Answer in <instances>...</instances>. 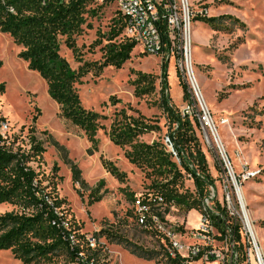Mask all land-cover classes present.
Here are the masks:
<instances>
[{"label": "rangeland", "instance_id": "obj_1", "mask_svg": "<svg viewBox=\"0 0 264 264\" xmlns=\"http://www.w3.org/2000/svg\"><path fill=\"white\" fill-rule=\"evenodd\" d=\"M188 1L195 13L194 19L202 22L196 33L191 25L192 69L216 134L235 172L264 256V0ZM208 17L216 19L202 21ZM125 37L113 4L86 0L79 26L72 35L76 51L67 48L61 38L59 53L71 68L78 69L84 62L101 60L105 51ZM21 50L9 34L0 32V82L4 84V92L0 94V116L4 117L1 133L10 140L17 137L14 148L20 146L23 150L29 148V134L42 142L45 151L30 165L39 172L47 191L62 200L61 209L72 234L82 245L86 241L91 249L95 248L96 264H169L162 252L163 237L155 238L152 228L141 224L135 216V200L154 192L149 185L155 175L149 169L131 164L125 157L129 147L115 145L108 132L113 121L124 118L122 114L134 118L141 115L152 129L141 135L139 141L163 144L164 136L171 131L161 107L163 64L167 62L168 87L164 94L170 98L169 103L179 111L187 104L194 107L190 94L186 101L182 100L177 74L184 83L186 80L175 58L145 54L135 44L120 68L107 66L99 74L91 71L80 79L77 90L81 105L104 116L99 118L102 127L95 135L97 150L88 154L91 143L84 132L60 116V107L48 95L44 79L28 69L27 63L19 57ZM111 96L118 101L112 104ZM195 108H199L196 101ZM30 127L33 132H29ZM194 129L213 180V199L220 207H226L230 200V206L241 214L216 144L213 140L205 141L199 122L198 129ZM50 137L65 151L52 145ZM65 156L80 169L86 186L73 183ZM101 158L124 174L122 180L104 168ZM246 171L259 172L243 179ZM176 186L184 197L178 199L179 203L172 200L168 208L162 210V222L163 228L172 230L178 239L180 231L196 226L199 212L187 209L194 197L191 179L183 176L177 179ZM94 189L97 192L93 196L99 199L92 201ZM208 206L211 211L220 213L213 202ZM13 209L9 204H0V213ZM102 226L117 229L130 246L124 248L123 244L104 237L96 244L93 234ZM183 241L188 242L179 240ZM58 251L47 264H74L65 250ZM180 252L186 254V250ZM0 264L22 263L9 250H0Z\"/></svg>", "mask_w": 264, "mask_h": 264}, {"label": "trees", "instance_id": "obj_2", "mask_svg": "<svg viewBox=\"0 0 264 264\" xmlns=\"http://www.w3.org/2000/svg\"><path fill=\"white\" fill-rule=\"evenodd\" d=\"M85 1L0 0V32L9 34L13 42L22 47L19 57L27 63L28 69L36 71L44 79L48 95L60 107V116L84 132L91 143L87 153L92 154L97 150L96 132L102 127L99 118L104 116L81 105L77 84L91 71L99 74L107 66L120 68L130 57L136 43L125 37L105 51L101 60L84 62L78 69L71 68L67 59L59 53L60 41L64 38L66 47L72 52L76 51L72 35L79 26L81 8ZM117 14L123 29L122 18L118 12ZM215 19L208 17L201 20L212 22ZM166 67L167 62L163 64L161 72V107L171 128L168 135L172 139L179 162L165 152L163 144L160 146L139 141L141 135L152 129L141 115L134 118L122 114L124 118L113 121L108 132L110 141L115 145L129 147L125 151V157L131 164L149 169L155 175L149 185L154 192L143 195L139 200L148 207L144 214V224L152 228L153 236L157 239H164V236L153 226L150 216L155 215L163 221L162 210L168 208L172 200L176 199L179 203L181 200L178 199L184 197L178 192L177 179L183 176L191 179L194 197L187 209H194L199 213L203 212L202 200L208 196L209 185L213 182L194 132V128L198 129L197 119L194 116H182L164 94V89L168 87ZM140 76L144 78V75ZM177 77L182 88V100L186 101L189 97L187 84L182 81L179 73ZM3 92L4 84L0 82V94ZM135 95H139L137 89ZM109 100L112 104L118 101L114 96ZM3 121L4 117L0 116V127ZM29 132H33V127L29 128ZM16 139L17 137L10 140L0 131V204L14 207L11 211L0 213V250H9L22 264L51 263L58 250L62 249L74 264H96L98 258L95 248L91 249L86 241L82 245L75 234H72L71 226L61 209L62 200L47 191L39 172L30 165V162L38 160L45 151L42 142L35 135L29 134V148L23 150L20 146L14 148ZM50 142L65 151L52 137ZM64 161L70 165L73 183L86 186L77 165L67 156ZM101 162L110 174L122 180L124 174L118 172L110 161L101 158ZM96 192L97 189H94L91 194L92 201L99 199L98 196H93ZM212 202L220 213L227 215L225 207H220L216 199H212ZM135 216L137 220L141 218L136 207ZM234 230L237 232V229ZM93 235L96 244L99 238L104 237L110 242L123 244L124 248L130 246L114 228L102 226ZM166 244L167 241L164 240L162 252ZM169 264L179 263L169 261Z\"/></svg>", "mask_w": 264, "mask_h": 264}, {"label": "built area", "instance_id": "obj_3", "mask_svg": "<svg viewBox=\"0 0 264 264\" xmlns=\"http://www.w3.org/2000/svg\"><path fill=\"white\" fill-rule=\"evenodd\" d=\"M45 0H43L44 2ZM99 3H111L122 18L123 31L130 40L141 47L145 54L153 56L174 57L180 71L184 73L188 92L194 107L186 105L180 111L182 116L195 117L203 131V137L208 143L205 130L210 131L212 140L216 144L221 164L227 175L226 179L233 189V193L240 207L237 196L238 184L235 172L225 150L216 134L210 113L204 104L195 77L191 60V25L195 13L188 0H97ZM195 98V100H194ZM195 101L199 105L195 108ZM195 108V111H194ZM213 125V123H212ZM208 131V132H209ZM215 133V134H214ZM166 153L177 163L178 154L172 139L167 134L163 138ZM259 171H246L243 179L254 176ZM214 197L213 187L209 186L208 196L202 200L203 212L197 217L196 226L180 231L176 239L172 230H165L164 223L155 215H151L153 226L163 234L167 241L164 257L168 261H178L179 264H264V256L259 246L252 221L247 216L230 206V200L225 207L227 215L214 212L208 206ZM160 201V198H159ZM139 219L144 224V214L148 207L135 200ZM241 209V207H240ZM234 229H237L235 232ZM185 239L188 242H179ZM181 250H186L182 255Z\"/></svg>", "mask_w": 264, "mask_h": 264}, {"label": "bare ground", "instance_id": "obj_4", "mask_svg": "<svg viewBox=\"0 0 264 264\" xmlns=\"http://www.w3.org/2000/svg\"><path fill=\"white\" fill-rule=\"evenodd\" d=\"M193 75H194L195 80H196V83H197V85H198V81H197V79H196V76H195L194 71H193ZM199 89H200V88H199ZM200 92H201V89H200ZM201 96H202V93H201ZM202 100H203V97H202ZM203 102H204V104L206 105V103H205L204 100H203ZM209 123H210V126L213 128V125H212V123H211L210 120H209ZM208 131H209V130H208ZM208 131L205 130V136H206L207 141L210 142V141H212V136H211L210 131H209V132H208ZM214 134H215V133H214ZM237 196H238V198H239V200H240L241 211L243 212L244 215L247 216L248 220L251 221V218L248 216V214H250V211H249V210L247 209V207H246L247 205H246V203H245V201H244L243 194H242V191H241L240 188H238ZM247 212H248V214H247ZM250 216H251V215H250ZM252 227H253V225H252ZM253 230H254V228H253ZM254 233H255V231H254Z\"/></svg>", "mask_w": 264, "mask_h": 264}, {"label": "crops", "instance_id": "obj_5", "mask_svg": "<svg viewBox=\"0 0 264 264\" xmlns=\"http://www.w3.org/2000/svg\"><path fill=\"white\" fill-rule=\"evenodd\" d=\"M194 24H192V29L194 30V33H196V31L198 32V27L200 28L201 26H198V25H202V22H200V21H198V20H195L194 22H193ZM199 34L197 33V35H196V39H197V42H198V38H199ZM196 44H198V43H196Z\"/></svg>", "mask_w": 264, "mask_h": 264}]
</instances>
